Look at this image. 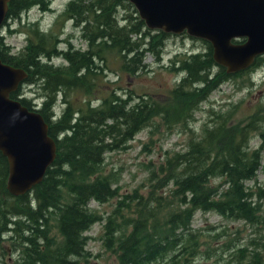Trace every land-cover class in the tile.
I'll use <instances>...</instances> for the list:
<instances>
[{
  "label": "trees",
  "instance_id": "16d2710c",
  "mask_svg": "<svg viewBox=\"0 0 264 264\" xmlns=\"http://www.w3.org/2000/svg\"><path fill=\"white\" fill-rule=\"evenodd\" d=\"M45 1L9 0L4 20L17 19L31 5L43 6ZM57 20L60 25L68 20L79 25L85 48H72L63 38L65 46L58 50L61 30L43 32L33 23L23 30L25 42L15 51L0 37L1 61L27 74L10 97L39 112L56 142L55 156L41 180L18 195L6 187L7 166L0 154V235L11 233L7 239L18 240L11 243L19 251L13 264H78L88 239L84 232L102 218L100 239L114 257L112 264H188L201 244V229L191 227L196 211L253 227L264 224V183L255 181L264 149L263 106L230 123L233 106L214 114L210 123H201L197 133L187 125L211 91L261 66L264 54L246 69L226 73L213 61L209 42L199 39L203 50L170 59L169 69L181 76L166 101L130 89L120 94L117 87L96 98L90 95L98 77L112 71L110 61L117 74L137 75L147 70L145 53L159 61L169 33L146 28L126 0H68ZM57 55L64 64H53ZM22 85L31 88L38 104L26 98ZM76 91L85 99L74 102L70 95ZM155 119L169 129L186 126L185 149L172 151L158 163L147 162L144 193H119L114 172L104 168L103 154L123 149ZM253 134L258 136L256 146L250 144ZM113 198L104 217L88 207L91 200L101 204ZM231 256L232 264H264L262 253L246 251V246L235 247Z\"/></svg>",
  "mask_w": 264,
  "mask_h": 264
},
{
  "label": "rangeland",
  "instance_id": "374dc122",
  "mask_svg": "<svg viewBox=\"0 0 264 264\" xmlns=\"http://www.w3.org/2000/svg\"><path fill=\"white\" fill-rule=\"evenodd\" d=\"M67 1L47 0L43 6L40 4V6L38 4L31 5L28 10L21 12L17 19L4 20V24L0 27L3 45L9 46L11 51L20 48L25 42L23 30L29 26V23H33L43 32L49 30L51 33H55L58 29V31L61 30L56 38L58 39L56 40V49L58 48V50L65 46L63 38L68 39L72 48H85V41L80 37L79 25L74 27L70 20L64 21L62 25L59 24V20L56 21ZM121 14L122 11L118 10L117 17ZM7 25L9 29L6 28ZM191 38L184 33L169 35L164 42L159 61L155 62L151 55L145 53L143 61L148 64L147 70L138 72L137 75L117 74L115 62L110 61L112 71L98 77L92 91L93 95L90 96L100 98L107 94L110 88L117 87L116 91L120 94L122 91L130 89L136 95L147 94L159 102L166 101L170 88L181 76V72L177 73L169 69L170 59L173 56L179 57L205 48L199 39ZM52 62L53 64L65 63L58 55L52 59ZM21 90L25 93L26 98H31V102L39 103L40 99L32 96L29 86L22 85ZM70 98L77 102L85 99V96L76 91L72 92ZM91 103L95 105L97 101ZM258 105H262L264 108V63L253 68L247 74L229 78L218 85L193 112V120L187 125L197 133L201 123H210L212 118L215 119L214 114L226 110L231 111L233 106L235 109L230 123L237 122L250 115ZM59 110L60 106H57L56 111L59 112ZM257 137L256 134H253L251 146L258 144ZM187 140L188 128L186 126L176 125L169 129L155 119L151 126L143 127L138 131L123 149L105 152L103 154L104 168L114 172L119 193H130L133 189H136L138 193H144L148 185L147 162L151 161L155 164L172 151H184ZM255 181L259 184L264 183V149L261 151L260 165L256 171ZM248 183L251 184V182ZM160 192H164V189H161ZM114 202V198L101 204L91 200L88 202V207L94 208L99 215L104 217ZM261 214H264V200L262 201ZM103 221L102 218L84 232L88 239L84 246L85 254L79 257L81 259L78 264H112L114 262L113 255L104 248L100 239ZM191 227L201 229L199 238L201 244L199 253H196L188 264H232L234 260L231 253L235 247L240 246H246V251L251 248L255 249L264 256V224L253 227L240 220L225 219L211 211H196ZM10 235L11 233L0 235V264H13L19 254L18 246L12 248L11 245L12 242L18 243V240L11 238L10 242L7 239ZM244 264H249L248 260Z\"/></svg>",
  "mask_w": 264,
  "mask_h": 264
},
{
  "label": "water",
  "instance_id": "95a60500",
  "mask_svg": "<svg viewBox=\"0 0 264 264\" xmlns=\"http://www.w3.org/2000/svg\"><path fill=\"white\" fill-rule=\"evenodd\" d=\"M8 1L0 0V27ZM126 1L148 29L208 41L213 61L226 73L242 71L264 54V0ZM25 77L22 68L0 59V154L7 166L6 187L13 194L39 182L56 151L43 117L10 97Z\"/></svg>",
  "mask_w": 264,
  "mask_h": 264
},
{
  "label": "bare ground",
  "instance_id": "6f19581e",
  "mask_svg": "<svg viewBox=\"0 0 264 264\" xmlns=\"http://www.w3.org/2000/svg\"><path fill=\"white\" fill-rule=\"evenodd\" d=\"M27 75V74H26ZM26 78V77H25ZM20 83H22V82H20ZM21 84H19L18 86H20ZM17 89H18V87H17ZM16 89V90H17ZM39 113V112H38ZM40 114V113H39ZM45 121V120H44ZM46 122V121H45ZM47 124V123H46ZM47 129H48V124H47ZM51 137V136H50ZM52 138V137H51ZM53 139V138H52ZM54 140V139H53ZM54 142H55V140H54ZM55 147H56V142H55ZM52 163V162H51ZM30 190V189H29ZM16 195H18V194H16ZM6 233V232H5Z\"/></svg>",
  "mask_w": 264,
  "mask_h": 264
}]
</instances>
